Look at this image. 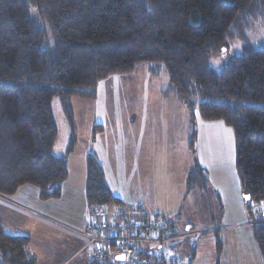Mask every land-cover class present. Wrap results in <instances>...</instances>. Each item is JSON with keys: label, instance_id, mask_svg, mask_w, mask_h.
I'll use <instances>...</instances> for the list:
<instances>
[{"label": "trees", "instance_id": "16d2710c", "mask_svg": "<svg viewBox=\"0 0 264 264\" xmlns=\"http://www.w3.org/2000/svg\"><path fill=\"white\" fill-rule=\"evenodd\" d=\"M263 19L264 0H0V194L30 184L42 199L60 198L76 139L73 98L94 99L96 92L88 88L147 62L155 73L167 71V90L185 104L191 147L197 114L232 128L239 182L251 198L246 206L264 262V222L256 220L253 207L264 201V47L246 45L221 70L211 65L233 41L245 39L253 21ZM55 97L71 129L64 155L54 151ZM188 176L194 187L207 185L199 164ZM86 196L87 215L98 205L128 206L112 193L91 153ZM137 208L146 219L168 220L181 237L170 218ZM216 236L219 264L223 243ZM29 244L30 237L10 234L0 222V264H36ZM92 258L93 264L119 260Z\"/></svg>", "mask_w": 264, "mask_h": 264}, {"label": "crops", "instance_id": "0c3cea01", "mask_svg": "<svg viewBox=\"0 0 264 264\" xmlns=\"http://www.w3.org/2000/svg\"><path fill=\"white\" fill-rule=\"evenodd\" d=\"M163 91L174 103V112L182 117L184 126H187V132L191 131L189 137L183 133L185 141L182 145H184L185 151L188 149L193 154L191 164L188 161L185 171L179 174L182 179L181 185L183 182L187 183L191 168L195 164H199L205 171L208 187L206 190L204 188L198 190V187H194L190 193L186 188L184 195L188 197V210L192 211V214L202 215L204 222H208L210 225L201 230L195 229L194 224L188 219V226L181 238H186V235L200 236L209 231L210 226L214 227L213 230L220 237L221 228H223L226 230L222 238L223 250L219 256L220 264H264L260 250L258 254L257 242L255 243L256 258L254 261L247 262L252 253L247 243L248 240L255 239V237L252 226H249L251 218L236 169V145L233 130L221 120L205 121L200 118L198 120L196 115L195 128L197 132L193 137L194 143L191 147L192 128L187 108L175 92L164 89ZM78 101H86V99L74 97L72 100L76 139L74 148L67 157L69 175L63 182L61 197L42 199L39 188L30 184L20 186L11 195L0 194V222L10 234L30 237L28 250L31 255L35 256L36 264H93L91 250L86 246L87 240L81 233L90 207L86 196L87 156L89 153L93 154L102 165L105 180L108 174L114 178L117 176L119 190L114 189L109 181L106 183L123 204L138 206L148 214L165 212L162 204L151 198L146 197L145 199L139 196L137 201H134L137 203H134L130 201L132 198L121 191L125 181L130 182L129 186L131 187L133 183L135 192H137L135 188L139 190L148 185L149 174L147 171L145 172L144 165L140 166V161L151 160L155 150L148 149L147 156L140 154L141 150L134 151L133 144L135 142L132 140L133 155L130 167L127 154L121 152L122 143L109 136L115 130L111 125H106L105 116L100 113L99 119H96V108L80 111L76 104ZM186 119L189 122L186 123ZM145 125L147 124H140L137 129H132L133 138L134 135L138 138L141 137L140 134L146 129ZM116 131L118 132L117 127ZM136 132L138 135L135 134ZM68 134L70 140L71 129ZM160 143L165 145V142ZM56 144L57 140L54 146L55 153L64 155L66 153L64 150L67 148L64 147L63 150L57 152ZM145 151L146 147L144 153ZM112 168L114 170L111 175L109 171ZM67 198L78 199L80 206L78 210V205L75 204L70 216L62 208V202ZM170 220L176 227L174 220L172 218ZM179 239L169 244L166 249L176 257L175 264H188L189 260L180 261L176 252V248L181 250L182 241ZM178 241H180V247ZM184 253L186 252L183 249L182 254ZM116 256H109V258L116 259ZM192 256L195 259V250H193ZM216 260L217 254H214L215 264Z\"/></svg>", "mask_w": 264, "mask_h": 264}, {"label": "rangeland", "instance_id": "374dc122", "mask_svg": "<svg viewBox=\"0 0 264 264\" xmlns=\"http://www.w3.org/2000/svg\"><path fill=\"white\" fill-rule=\"evenodd\" d=\"M246 45L264 47V19L259 22L253 21V25L247 32L245 39L233 41L227 50L222 51L211 59V65L216 70H221L229 63L230 57L240 54ZM168 84L169 76L165 69H159L155 73L151 71L149 63L141 62L137 64L136 69L132 73L113 74L99 81L96 86L88 88V90L96 92L95 100L86 99V101H78L76 104L80 111L96 108V119H99V115L102 113L106 118V125H111L115 131L116 127L118 128V132L116 131L115 133L113 131L109 136L111 139H117L122 143L121 152L127 154L130 167L133 155L131 151L132 140L136 144H133L134 151L141 150L140 154L147 156L148 149L150 151L151 149L155 150L151 160L140 161V166L144 165L145 172L147 171L149 174L147 178L148 185L139 190L135 188L137 191L135 192L133 183L131 187L129 186L130 182L125 181L121 191H124L127 194L126 196L132 198L133 200H130L132 202L137 201L140 196L145 199L146 197L151 198L153 201L162 204L165 212L158 214L172 218L182 237L188 226V219L194 224L195 229L201 230L210 224L204 222L202 215L192 214V211L188 210V197L184 194L186 193V188H188L190 193L194 189V184L187 179V183L183 182L181 185L182 179L179 174L185 171L188 161H190V164L192 162L193 152H189L188 149L185 151L184 145H182L185 141L183 133L189 137L191 136V131L190 133L187 132V126H184L182 117L174 112V103L168 99V96L163 91V89L167 90ZM200 99L197 98L198 101ZM214 100L225 101V99ZM227 101L235 102L232 100ZM182 104L185 105L184 103ZM52 105L59 128L56 144L57 152H59L64 147L68 148V132L70 129L60 99L55 97ZM199 118L197 114V119L199 120ZM187 122L189 121L186 119ZM140 124H147L145 125L146 129L140 134L141 137L138 138V136L134 135L133 138L132 131L137 129ZM169 133L170 135H168ZM135 134L138 135L137 132ZM160 142H165V145H161ZM145 147L146 151L144 153ZM113 170L114 168L109 171L111 175ZM116 178L108 174L105 182L107 181L108 183L109 181L114 189L119 190ZM203 188L206 190L208 187L205 185ZM200 189L198 187V190ZM62 203V208L68 216L71 215L75 204L78 205V210L80 209L78 199L71 200L67 198ZM258 207L260 209L264 207V201L258 203ZM175 213L176 215H174ZM56 219L63 220L60 218ZM213 229L214 227L210 226L209 231L202 233L200 236L195 235L192 237L191 235H186V238L180 237L179 240L182 241L181 250L176 248L180 261L188 259V264H215L213 256L216 254L217 236L216 231ZM225 230L221 228V239ZM180 241H178V244ZM255 243V239L248 240L247 245H249L252 253L247 262L254 261L256 258ZM183 249L186 252L184 254H182ZM193 250L196 252L195 259L192 256Z\"/></svg>", "mask_w": 264, "mask_h": 264}, {"label": "built area", "instance_id": "2783aa9c", "mask_svg": "<svg viewBox=\"0 0 264 264\" xmlns=\"http://www.w3.org/2000/svg\"><path fill=\"white\" fill-rule=\"evenodd\" d=\"M254 204V215L264 222V207ZM91 245L92 256L100 261L112 254L124 259L112 264H175L176 257L166 248L178 236L168 220L150 215L145 218L137 206L108 209L91 207L82 231ZM98 264H102L101 262Z\"/></svg>", "mask_w": 264, "mask_h": 264}, {"label": "water", "instance_id": "95a60500", "mask_svg": "<svg viewBox=\"0 0 264 264\" xmlns=\"http://www.w3.org/2000/svg\"><path fill=\"white\" fill-rule=\"evenodd\" d=\"M244 198H245V201H246V202L250 203L251 198H250L249 195L244 196ZM116 259L122 260V259H124V255H122V254L117 255V256H116Z\"/></svg>", "mask_w": 264, "mask_h": 264}]
</instances>
